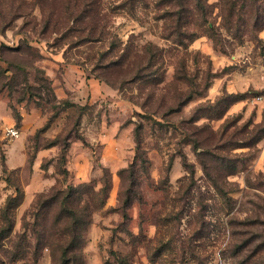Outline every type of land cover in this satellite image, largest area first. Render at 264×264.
<instances>
[{"label":"rangeland","instance_id":"obj_1","mask_svg":"<svg viewBox=\"0 0 264 264\" xmlns=\"http://www.w3.org/2000/svg\"><path fill=\"white\" fill-rule=\"evenodd\" d=\"M206 2L0 0V264L53 263L69 184L85 264H264V0Z\"/></svg>","mask_w":264,"mask_h":264},{"label":"trees","instance_id":"obj_2","mask_svg":"<svg viewBox=\"0 0 264 264\" xmlns=\"http://www.w3.org/2000/svg\"><path fill=\"white\" fill-rule=\"evenodd\" d=\"M223 3V9L225 11L224 18L227 20V17H231L235 14V11L237 10L238 5L242 6L244 2L239 3L238 0H221ZM252 2H256L257 0H251ZM207 2L206 0H178L177 6L182 8L183 10L190 11L192 9H197L202 15V19L205 20V14L207 12ZM225 6V7H224ZM254 12H256V16H260L259 9L255 8ZM175 15L176 23H183L182 21H185L186 16H183L182 14H178L175 12H169L167 15ZM207 21V20H205ZM228 21V20H227ZM264 23H262L260 26L258 25L257 28L263 27ZM214 38V37H213ZM178 43H183V40L177 39ZM48 125V122L46 123ZM64 155L60 157V159H63ZM61 173L65 175L67 173V168H62ZM15 190L17 191V194L14 197H9L6 201V208L3 210V219L5 221V227L6 229H9V224H11V217L9 216L10 211L12 208L16 207L19 202L23 198V192L19 188V186L15 185ZM105 186L101 187L100 193L103 195L105 193ZM59 193V191H58ZM61 197L57 198L55 197L52 202L56 203L59 207V213L56 214L55 222L60 221L62 214L68 218L67 221H65L66 227L63 230L64 234H67L68 237L63 241L62 245H60L58 248L54 249V242L50 241V233L46 232L45 237H49L45 243L48 244L49 248L55 250V252L52 253L53 256V263L52 264H85V261L83 260L82 253H81V238H82V232H84L85 227L87 226L89 222V217L92 213V210L90 209L89 203L85 202L82 205L76 204L75 206L70 205V201L75 199V195H77V199L79 197H82V191L80 188L69 184L67 185L65 190L60 191ZM12 225V224H11ZM11 232L8 231L5 235L9 234ZM5 233V228H4ZM26 235L23 234L22 237H25ZM38 237V236H37ZM38 240V238H37ZM41 241V240H39ZM117 264H129L127 262V259L125 256H118L116 258Z\"/></svg>","mask_w":264,"mask_h":264},{"label":"built area","instance_id":"obj_3","mask_svg":"<svg viewBox=\"0 0 264 264\" xmlns=\"http://www.w3.org/2000/svg\"><path fill=\"white\" fill-rule=\"evenodd\" d=\"M257 98L264 103V93L260 94L259 96H257ZM9 132L11 134H17V130L16 129H9Z\"/></svg>","mask_w":264,"mask_h":264}]
</instances>
